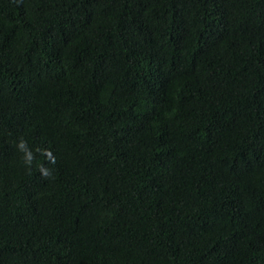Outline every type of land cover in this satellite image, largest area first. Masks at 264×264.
<instances>
[{
	"label": "trees",
	"instance_id": "1",
	"mask_svg": "<svg viewBox=\"0 0 264 264\" xmlns=\"http://www.w3.org/2000/svg\"><path fill=\"white\" fill-rule=\"evenodd\" d=\"M263 235L264 0H0V264H264Z\"/></svg>",
	"mask_w": 264,
	"mask_h": 264
},
{
	"label": "clouds",
	"instance_id": "2",
	"mask_svg": "<svg viewBox=\"0 0 264 264\" xmlns=\"http://www.w3.org/2000/svg\"><path fill=\"white\" fill-rule=\"evenodd\" d=\"M20 143L23 144L25 142L21 141ZM26 163H30V161H26ZM41 171H42V175L44 176L49 175L46 169H42ZM257 241L264 243V235L262 236V238L258 239ZM254 248H255V253L254 251H252L253 255H263L264 256V245L255 246Z\"/></svg>",
	"mask_w": 264,
	"mask_h": 264
}]
</instances>
